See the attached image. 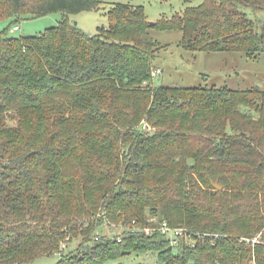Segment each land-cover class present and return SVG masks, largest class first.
<instances>
[{
    "label": "trees",
    "instance_id": "trees-1",
    "mask_svg": "<svg viewBox=\"0 0 264 264\" xmlns=\"http://www.w3.org/2000/svg\"><path fill=\"white\" fill-rule=\"evenodd\" d=\"M101 3L0 0V21L11 20L0 32V264L54 254L56 264L132 254L264 264V90L155 85L162 44L149 31L181 30L186 50L255 59L264 0H204L155 22L142 5L115 3L95 34L70 20ZM54 12L61 20L41 34L6 36ZM164 220L195 245L142 232ZM120 223L130 228L122 241L103 234Z\"/></svg>",
    "mask_w": 264,
    "mask_h": 264
},
{
    "label": "rangeland",
    "instance_id": "rangeland-1",
    "mask_svg": "<svg viewBox=\"0 0 264 264\" xmlns=\"http://www.w3.org/2000/svg\"><path fill=\"white\" fill-rule=\"evenodd\" d=\"M204 0H102L98 10L83 11L69 15L70 20L88 34H95L98 27L109 26L108 11L115 3H129L144 6L147 19L155 22L162 18H172L182 14L188 6H198ZM248 13L253 16L252 12ZM62 12H54L42 17H26L16 25L19 30L10 29L7 37L32 36L41 34L46 28L56 26L61 20ZM11 20L0 21V32L6 29ZM15 26V25H14ZM150 34L158 40L162 47L155 66L162 73L154 78L155 85L180 86H227L231 89L260 88L264 90V55L250 59L240 52H214L186 50L182 45L181 30H159L150 28ZM113 226V227H112ZM106 226L103 234L116 236L122 231L121 227ZM116 227V228H115ZM100 235V234H99ZM78 244L75 239L69 244L74 250ZM59 255L43 257L29 264H56ZM145 262L155 264L156 256L152 254H132L121 260L109 261L107 264H136Z\"/></svg>",
    "mask_w": 264,
    "mask_h": 264
},
{
    "label": "built area",
    "instance_id": "built-area-1",
    "mask_svg": "<svg viewBox=\"0 0 264 264\" xmlns=\"http://www.w3.org/2000/svg\"><path fill=\"white\" fill-rule=\"evenodd\" d=\"M20 27L18 25L13 26V30H19ZM162 73V70L160 68H155L152 70V77L156 78L158 75ZM150 221H156L155 218H150ZM116 227H121L122 231L120 233H117L116 238L118 241H122L124 232H127L130 230V228H127V226H123L121 223ZM142 232H144L147 235H152L155 232H158L161 234L166 241L168 242V245L170 247H173L175 249H183L184 245H195V240L193 234L186 228V227H173L171 226L166 220L164 221H158L155 226H145L142 229ZM207 236H210L209 233H198V237L202 240H205ZM213 238H219L221 235L214 234L212 235ZM259 236H256L253 239H246L247 243H252L254 245L258 241ZM245 239H241L243 241ZM252 264H257L255 260H253Z\"/></svg>",
    "mask_w": 264,
    "mask_h": 264
},
{
    "label": "water",
    "instance_id": "water-1",
    "mask_svg": "<svg viewBox=\"0 0 264 264\" xmlns=\"http://www.w3.org/2000/svg\"><path fill=\"white\" fill-rule=\"evenodd\" d=\"M215 187L218 188V189H221V187L218 184H216Z\"/></svg>",
    "mask_w": 264,
    "mask_h": 264
}]
</instances>
